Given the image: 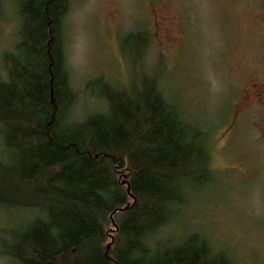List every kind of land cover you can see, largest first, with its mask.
Instances as JSON below:
<instances>
[{"label": "trees", "instance_id": "obj_1", "mask_svg": "<svg viewBox=\"0 0 264 264\" xmlns=\"http://www.w3.org/2000/svg\"><path fill=\"white\" fill-rule=\"evenodd\" d=\"M69 6L20 0L19 37L4 55L0 207L32 217L0 230L2 254L15 264H231L196 232L175 244L148 242L212 181L208 129L186 118L152 74L129 88L91 81L104 109L71 118ZM151 42L145 26L121 44L140 55Z\"/></svg>", "mask_w": 264, "mask_h": 264}, {"label": "rangeland", "instance_id": "obj_2", "mask_svg": "<svg viewBox=\"0 0 264 264\" xmlns=\"http://www.w3.org/2000/svg\"><path fill=\"white\" fill-rule=\"evenodd\" d=\"M19 3L1 2L0 80L19 37ZM145 26L146 51L124 49L123 35ZM64 49L76 95L71 118L104 109L91 81L129 88L152 74L186 118L208 129L212 181L148 242L175 244L196 232L231 264H264V0H70ZM31 214L0 207V230ZM0 264L15 263L0 250Z\"/></svg>", "mask_w": 264, "mask_h": 264}, {"label": "water", "instance_id": "obj_3", "mask_svg": "<svg viewBox=\"0 0 264 264\" xmlns=\"http://www.w3.org/2000/svg\"><path fill=\"white\" fill-rule=\"evenodd\" d=\"M127 207V206H126Z\"/></svg>", "mask_w": 264, "mask_h": 264}]
</instances>
